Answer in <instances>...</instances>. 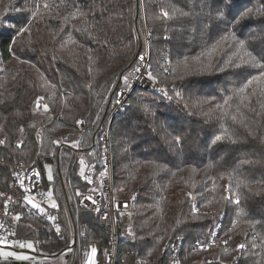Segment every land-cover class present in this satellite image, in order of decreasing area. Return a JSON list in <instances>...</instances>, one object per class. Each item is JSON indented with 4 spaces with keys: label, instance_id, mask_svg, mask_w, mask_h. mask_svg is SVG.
Segmentation results:
<instances>
[{
    "label": "trees",
    "instance_id": "obj_1",
    "mask_svg": "<svg viewBox=\"0 0 264 264\" xmlns=\"http://www.w3.org/2000/svg\"><path fill=\"white\" fill-rule=\"evenodd\" d=\"M146 31L150 71L167 91H136L110 127L114 185L135 207L119 226L116 263L158 259L174 236L188 240L187 261L230 264L239 253H192L221 225L231 239L248 234L239 264H264V79H254L262 69L253 66L264 63V0H235L230 10L222 0H0V189L30 163L57 203L50 221L26 214L18 238L51 257L69 252L66 264L82 263L81 246L108 244L110 233L77 196L89 190L90 167L102 177L101 136ZM233 31L251 57L224 42ZM241 57L240 69L227 64ZM81 120L91 127L77 139Z\"/></svg>",
    "mask_w": 264,
    "mask_h": 264
},
{
    "label": "built area",
    "instance_id": "obj_2",
    "mask_svg": "<svg viewBox=\"0 0 264 264\" xmlns=\"http://www.w3.org/2000/svg\"><path fill=\"white\" fill-rule=\"evenodd\" d=\"M150 40L151 36L146 31L145 50L138 54L132 64L130 73L125 81L117 89L115 94V108L109 119L106 128L101 136L103 149V164L106 175L97 182L95 177L96 167L92 166L85 172V179L89 184V190L79 193L77 205L80 210H86L98 215L99 221L104 229L110 233V239L106 246L94 243L89 246L80 247L84 256L81 264H117V254L119 247L120 225L131 223L132 214L135 211L134 204L124 191L118 190L114 185L113 163L110 142V127L113 120L122 115L129 105V100L136 91H146L152 93H163V87L155 80L148 79L147 71H150ZM143 57V60L140 59ZM137 69L139 71H137ZM41 106L43 102H40ZM58 121L63 122L59 117ZM91 125L87 122L76 123L71 136L77 139L83 137ZM0 147L5 145L4 140H0ZM23 143L14 144V149H21ZM77 157L81 146L77 143ZM31 198L33 203L39 205V209L28 203ZM50 196L43 192L42 178L38 169L32 164L20 163L15 169L10 181L8 191L0 189V250L13 251L18 249L19 243H27L25 239L18 238V226L25 215L30 212H38L50 221L51 215L47 212ZM93 201L95 203H93ZM96 209H99L98 211ZM19 217V219H16ZM107 217V218H105ZM226 242V243H225ZM245 247L241 249L239 246ZM39 246V244H37ZM40 247V246H39ZM95 248V253L92 249ZM192 253H199L202 256H214L235 251L238 256L235 262L239 264L240 253L248 249V234L243 239H231L223 234V228L216 225L210 229L208 236L193 244ZM188 240L185 237H169L163 245L160 257L151 261L137 259L135 264H197L199 261H187ZM46 253V252H45ZM89 255V257L87 256ZM69 253L67 254V258ZM213 262V260H209ZM0 264H11L5 262L0 257ZM225 264V263H224Z\"/></svg>",
    "mask_w": 264,
    "mask_h": 264
},
{
    "label": "snow or ice",
    "instance_id": "obj_3",
    "mask_svg": "<svg viewBox=\"0 0 264 264\" xmlns=\"http://www.w3.org/2000/svg\"><path fill=\"white\" fill-rule=\"evenodd\" d=\"M234 2H235V0H231V2H224V0H222V3H224V7L227 8V9H229V10L233 7ZM44 7L47 8L48 5L45 4ZM17 10H18V9H17ZM249 11H251V10L249 9L248 11H244L242 14H236V15H233L232 18H231L230 20H227V23H226L225 27H226V28H232V27H235L236 24H239L241 20H243L244 18H246V17L248 16V12H249ZM164 15L167 16L168 13L165 12ZM221 16L223 17V14H222V13H221ZM238 30H239V29H237V31H238ZM229 39H231V41L236 42V43L238 44V46H239L240 49H245V51H246V55H248L249 57L252 56V53H251V52H248V51L246 50V44H245V41H244L243 39H238V37H237L235 31L230 32L228 35L223 36V40H224V42H228ZM140 59L143 60V57H140ZM227 64L232 65V66H233L234 68H236V69H240L241 67L244 66L243 57L240 58V62H236V63H234V64H233V61H232L231 59H229V60L227 61ZM253 66L262 69L261 74H260L259 76L255 77L254 79H256V80L264 79V63H261L260 60H254V65H253ZM219 70L222 72V71H224L225 69H224V67H220ZM137 71H139V70L137 69ZM147 76H148V79L153 80V81L155 82V77L153 76V74H152L151 71H147ZM124 79H125V83L127 84V77H125ZM247 83L250 85V84L252 83V80H248ZM161 91L166 92L167 90H166V89H161ZM177 95H179V93H177ZM41 99H42V98H41ZM39 107H40V105H39V102H38V103H37V108H39ZM44 108H45V110L47 111V105H44ZM234 119H235V117H233V120H234ZM78 123H83V121H82V120H81V121H78ZM219 139H220V140H223L224 137H223V136H220ZM176 140H177V142H179V137H177ZM0 143H2V142H0ZM232 143H235V141H232ZM80 163H81V165H83V164H84V161L81 160ZM249 163H251V162L249 161ZM80 174H81V175L84 174V172H83V168H81V170H80ZM101 175H102V176H103V175H106V170H105V172H102ZM49 179H51V175H50V174H49ZM229 187H230V186H229ZM49 195H50V194H49ZM26 199H28V203H29V204H32L33 207L39 209V205L33 203V200H32L31 198H26ZM237 202H238V201H237ZM93 203H95V202L93 201ZM51 207L55 208V207H56V204L53 202V203L51 204ZM96 210L98 211L99 209H96ZM49 218H50V219H54V217H49ZM105 218H107V217H105ZM16 219H19V217H16ZM129 234L131 235V233H129ZM225 243H226V242H225ZM18 246L21 247V248H24V247L32 248V244H30V243H28V244H25V243H19ZM239 247H240L241 249H243L245 246H244L243 244H241ZM95 251H96V249L93 248V249H92V252L95 253ZM0 255H3V256H16L17 259H27V257L17 256V255H16L15 253H13V252H3V253H0Z\"/></svg>",
    "mask_w": 264,
    "mask_h": 264
},
{
    "label": "rangeland",
    "instance_id": "obj_4",
    "mask_svg": "<svg viewBox=\"0 0 264 264\" xmlns=\"http://www.w3.org/2000/svg\"><path fill=\"white\" fill-rule=\"evenodd\" d=\"M39 105H40V108H41V104H39ZM46 172H47L48 181H52L53 180L52 170L49 167H47L46 168ZM49 174L51 175V179H49ZM53 202L57 206V203L52 199V197H50V201H49V206L50 207H51V204ZM236 239H243V236H240V237H238ZM28 243L32 244V248H28V247L21 248V247H18V249L13 250V251L0 250V253L13 252L17 256L27 257V259H17L16 256H3V255H0L1 259H3L5 262L11 263V264H66L67 254L69 252H66V253L58 256V257H56V256L55 257H51L47 253H45L37 244H35L33 242H27L25 244H28ZM87 256L89 257L88 254H87Z\"/></svg>",
    "mask_w": 264,
    "mask_h": 264
}]
</instances>
